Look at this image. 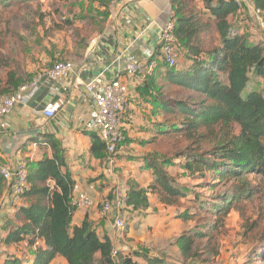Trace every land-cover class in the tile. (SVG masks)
Returning <instances> with one entry per match:
<instances>
[{
	"label": "trees",
	"instance_id": "trees-1",
	"mask_svg": "<svg viewBox=\"0 0 264 264\" xmlns=\"http://www.w3.org/2000/svg\"><path fill=\"white\" fill-rule=\"evenodd\" d=\"M10 1L0 0V4L7 6ZM70 1L81 9L85 4L83 0ZM90 1L97 2L98 6L86 12L85 17L88 23L95 25L96 35L106 28L113 0ZM251 1L264 13V0ZM171 5L176 21L175 35L184 62L182 66L179 61L175 66H168L159 44L163 63L153 67V55L148 63L151 68L140 76V94L157 108L156 111L163 113L150 141L158 143L157 140L169 138L173 133L192 135L204 126L218 123L236 124L240 131L209 150L189 148L162 159L155 158L153 153L145 155V165L153 171V180L147 187L128 180L127 209L149 208L148 194L154 193L166 205L180 206L183 199L194 202L196 212L186 208L177 215L184 220L193 221L197 213L202 212L226 217L233 204L253 197L255 185L251 175L264 178V40H251L232 22L231 18L244 10L235 0H171ZM79 36V30L75 31L74 41L81 45L78 48L86 50L89 42L79 40ZM59 61L70 60L60 59L54 64ZM19 74H10V85L0 94L13 93L27 81ZM258 79L263 84L252 87V81ZM165 86L178 87L191 97L171 100ZM128 101L129 108L122 124L124 140L117 154L125 149V121L131 91ZM86 132L93 139L92 153L107 161L106 144L95 132ZM43 137L46 148L52 153L39 162L27 163V186L22 204H15L9 231L1 238L6 246L25 242L33 249L22 255L18 249L5 251L1 264H51L58 256L65 258L68 264H186L161 254L118 250L108 235L97 233L88 216L80 225H74L78 209L73 202L75 182L64 150L53 135L44 134ZM176 160L185 173L202 181L194 187L222 184L223 190L209 201L195 188L181 182L177 175L169 174L168 167ZM12 187L13 182L0 174V204L2 196L6 191L11 193ZM203 236L195 228L178 236L177 245L185 258L196 251L195 245ZM256 255L264 260V246ZM30 257H33L31 262Z\"/></svg>",
	"mask_w": 264,
	"mask_h": 264
},
{
	"label": "crops",
	"instance_id": "crops-1",
	"mask_svg": "<svg viewBox=\"0 0 264 264\" xmlns=\"http://www.w3.org/2000/svg\"><path fill=\"white\" fill-rule=\"evenodd\" d=\"M171 10V0H122L116 7L111 5V14L103 34L87 48L81 60L74 62L73 71L61 79L50 76L51 69L40 74L37 92L14 108L8 117V127L5 130L0 129V160L12 171H15L23 161L32 164L41 161L48 154L51 155V149L45 146L44 134H51L60 141L75 182L73 196L79 192H87L93 200L91 207H78L73 224L80 225L88 216L97 233L100 236L108 235L118 250L136 251L128 241L123 242L119 237L122 239L125 236L134 237L136 234L134 224L138 221L146 225L153 223L156 227L162 226L165 222L173 225L175 221L191 225L192 221L178 216L175 218L177 214L175 207L178 205H166L160 201L158 194L154 193L148 194L150 207L145 210L114 208L105 216L101 212L102 200L109 197L115 202L116 189L121 187L126 191L129 179L135 180L142 187H147L153 180V171L145 165L144 156L152 153L153 142L150 140L154 136L156 125L161 122L163 113L156 111L157 108L140 94L139 84L142 79L138 76H127L122 68L127 52L143 60L148 49L154 52L151 64L153 67L163 63L159 52V35L170 18ZM248 13L251 17L250 12ZM231 20L241 28L236 18ZM251 29L253 31V28ZM241 31L244 33L245 29ZM258 38L257 40H264ZM179 62V66H182L184 62L182 53ZM105 71L109 77L119 76L128 84L131 91L130 109L125 121V149L115 156V164L112 167L91 151L93 139L85 127L91 103L83 100L84 81ZM55 102L61 105L60 111L55 118H47L43 114V108ZM145 174L148 175L147 179ZM2 191L4 193L5 190ZM9 192H5L1 198L3 203L0 204V264L5 251L13 252L18 249L22 255L24 252L30 253L33 249L25 242L11 246L1 243V238L9 231L15 204H22L13 201ZM184 200L186 199L181 202ZM178 207L179 212L187 208L184 204ZM117 215L129 220L128 229L126 227L123 230H116L113 227V220ZM150 254L165 253L161 250ZM29 259L31 262L33 257ZM52 263L68 264L61 256L56 257Z\"/></svg>",
	"mask_w": 264,
	"mask_h": 264
},
{
	"label": "rangeland",
	"instance_id": "rangeland-1",
	"mask_svg": "<svg viewBox=\"0 0 264 264\" xmlns=\"http://www.w3.org/2000/svg\"><path fill=\"white\" fill-rule=\"evenodd\" d=\"M83 1V9L79 5L73 6L70 0H12L7 6L0 4V93L8 89L11 73H20L28 81L51 69L56 60H70L73 63L81 60V54L87 49L82 51L78 48L81 45L75 43L74 32L79 30L78 39L87 40L88 47L103 34L95 35V25L88 23L85 17V13L93 10L98 3ZM235 18L251 40L264 38V31L253 24L247 10L237 13L233 16ZM250 27L257 33H251ZM261 84L263 81L258 79L250 85L256 87ZM164 88L171 100L191 97L178 87ZM239 131L240 127L236 124L218 123L204 126L192 135L173 133L169 138L153 143L152 153L155 158L162 159L189 148L209 150L220 142L228 141ZM178 161L168 167L169 174L177 175L181 182L195 188L209 201H213L216 194L223 190L222 184L194 187L202 181L185 173L178 166ZM251 176L255 185L253 197L233 204L226 217L202 212L197 213L191 225L175 221L173 225L165 222L160 227L138 221L134 224V237L119 238L123 242L128 241L132 248L142 254L162 250L165 253L162 255L168 259L186 264H264V260L256 255L257 250L264 246V178L257 174ZM189 202L184 200L180 204H184L190 212H196L195 203ZM175 208L176 218L180 208ZM126 227L128 229L130 225ZM190 228L198 229L204 236L197 241L196 251L185 258L177 245V238Z\"/></svg>",
	"mask_w": 264,
	"mask_h": 264
},
{
	"label": "built area",
	"instance_id": "built-area-1",
	"mask_svg": "<svg viewBox=\"0 0 264 264\" xmlns=\"http://www.w3.org/2000/svg\"><path fill=\"white\" fill-rule=\"evenodd\" d=\"M122 0H113L112 6L116 7ZM242 8L250 12L252 21L264 31V13L260 8L253 5L251 0H235ZM175 18L173 10L170 11V18L162 27L159 35V44L163 60L168 66H175L181 56L178 48V40L175 35ZM127 52V51H126ZM154 55L153 50H146V58L138 59L133 54L127 52L122 71L129 77H139L148 69L149 60ZM74 69L72 61L56 62L50 70V76L56 79L65 78ZM40 76L30 81L24 82L13 93L0 94V129L8 127V117L14 108L31 98L38 90ZM85 96L84 101L91 103L89 117L85 124L88 131L95 132L106 144L108 158L107 162L112 167L115 164V156L124 140L122 130L123 117L129 108L130 88L119 76L109 77L105 72L84 81ZM61 105L58 102L49 103L43 108V114L47 118H55L60 111ZM27 163L19 164L15 171L3 164L0 160V174L9 182H13L10 196L15 202H22L23 194L27 186ZM111 170L109 174L111 175ZM52 184L53 181H51ZM127 195L123 188L118 187L115 191V202L105 197L101 203V212L105 216L114 208L119 210L127 209ZM73 202L82 208L93 205V200L87 192H79L73 197ZM127 226L122 215H117L113 220V227L116 230H123ZM57 264V263H51Z\"/></svg>",
	"mask_w": 264,
	"mask_h": 264
}]
</instances>
